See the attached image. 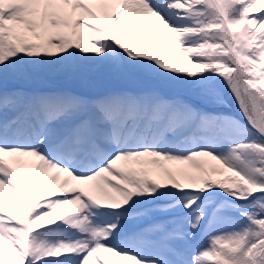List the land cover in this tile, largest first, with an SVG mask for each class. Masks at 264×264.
Masks as SVG:
<instances>
[{"label":"snow or ice","instance_id":"snow-or-ice-1","mask_svg":"<svg viewBox=\"0 0 264 264\" xmlns=\"http://www.w3.org/2000/svg\"><path fill=\"white\" fill-rule=\"evenodd\" d=\"M121 262L264 264V0H0V264Z\"/></svg>","mask_w":264,"mask_h":264},{"label":"rangeland","instance_id":"rangeland-1","mask_svg":"<svg viewBox=\"0 0 264 264\" xmlns=\"http://www.w3.org/2000/svg\"><path fill=\"white\" fill-rule=\"evenodd\" d=\"M228 98L231 99L232 102L234 101V100L231 98V95H230V94L228 95ZM234 107H235V110L238 111L237 106H236V103H235V106H234Z\"/></svg>","mask_w":264,"mask_h":264},{"label":"bare ground","instance_id":"bare-ground-1","mask_svg":"<svg viewBox=\"0 0 264 264\" xmlns=\"http://www.w3.org/2000/svg\"><path fill=\"white\" fill-rule=\"evenodd\" d=\"M217 178H220V179H222L223 177H217ZM121 264H122V262H121Z\"/></svg>","mask_w":264,"mask_h":264}]
</instances>
